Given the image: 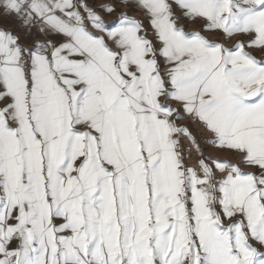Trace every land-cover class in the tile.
I'll return each mask as SVG.
<instances>
[{"label": "snow or ice", "instance_id": "6c2138e0", "mask_svg": "<svg viewBox=\"0 0 264 264\" xmlns=\"http://www.w3.org/2000/svg\"><path fill=\"white\" fill-rule=\"evenodd\" d=\"M0 264H264V0H0Z\"/></svg>", "mask_w": 264, "mask_h": 264}]
</instances>
